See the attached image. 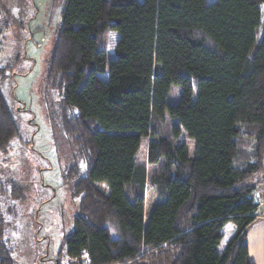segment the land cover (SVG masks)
I'll use <instances>...</instances> for the list:
<instances>
[{
	"label": "trees",
	"instance_id": "1",
	"mask_svg": "<svg viewBox=\"0 0 264 264\" xmlns=\"http://www.w3.org/2000/svg\"><path fill=\"white\" fill-rule=\"evenodd\" d=\"M262 6L65 0L46 81L58 83L61 131L85 168L69 172L78 209L64 264H253L245 237L264 212L253 199L259 181L248 182L264 172ZM105 32L116 36L111 52ZM165 116L178 124L172 139L180 129L193 139L194 156L161 133ZM17 135L0 91V154ZM141 137L145 163L136 160ZM147 164L155 201L145 220ZM228 222L234 231L218 250ZM6 228L0 207V264H15Z\"/></svg>",
	"mask_w": 264,
	"mask_h": 264
},
{
	"label": "rangeland",
	"instance_id": "2",
	"mask_svg": "<svg viewBox=\"0 0 264 264\" xmlns=\"http://www.w3.org/2000/svg\"><path fill=\"white\" fill-rule=\"evenodd\" d=\"M64 3L65 0H0V91L18 129L8 150L0 154V207L7 223L4 240L15 264H54L59 259L64 264L67 255L63 238L72 230L78 209V199L71 195L75 179L69 176L76 168L82 173L85 163L76 158L61 131L58 83L46 81ZM102 35L111 52L115 34ZM179 94V86L172 85L168 102L176 103ZM157 124L161 133L172 139L171 127L178 125L177 121L165 116ZM243 138V149L251 156L252 142L245 135ZM148 140L140 139L138 162H146ZM172 141L184 144L188 155L194 156V141L182 129ZM153 167L147 164L145 220L155 201L149 184ZM261 178L264 172L254 173L248 182ZM228 229L224 227V234Z\"/></svg>",
	"mask_w": 264,
	"mask_h": 264
},
{
	"label": "crops",
	"instance_id": "3",
	"mask_svg": "<svg viewBox=\"0 0 264 264\" xmlns=\"http://www.w3.org/2000/svg\"><path fill=\"white\" fill-rule=\"evenodd\" d=\"M261 179L256 180L257 182L259 181V183L256 184L255 191L264 193V179ZM261 209L262 208H259L257 211ZM226 226L229 228V232L224 234L223 231V237L219 244V248L221 247V249L230 238L235 228V226L230 222L225 224L224 227ZM245 243L247 245L249 259L253 262V264H264V212L260 213L255 221L249 226L245 237Z\"/></svg>",
	"mask_w": 264,
	"mask_h": 264
},
{
	"label": "built area",
	"instance_id": "4",
	"mask_svg": "<svg viewBox=\"0 0 264 264\" xmlns=\"http://www.w3.org/2000/svg\"><path fill=\"white\" fill-rule=\"evenodd\" d=\"M253 199H254L255 204H256L258 207H261V206L264 205V194H260V193L256 192V193L253 195Z\"/></svg>",
	"mask_w": 264,
	"mask_h": 264
}]
</instances>
